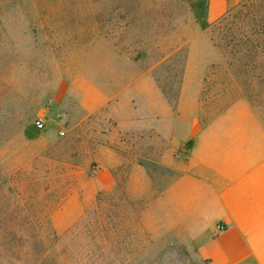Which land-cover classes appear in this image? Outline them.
<instances>
[{
	"label": "rangeland",
	"instance_id": "374dc122",
	"mask_svg": "<svg viewBox=\"0 0 264 264\" xmlns=\"http://www.w3.org/2000/svg\"><path fill=\"white\" fill-rule=\"evenodd\" d=\"M212 1L229 7L235 41L216 29L224 16L209 18ZM192 44L204 74L200 119L244 98L264 122V0H0V244L12 223L25 237L20 263L0 264H31L30 222L48 217L58 236L51 243L42 228L48 254L71 264L94 234L105 264H206L204 239L188 238L157 203L171 178L159 163L165 146L152 131L122 134L105 108L88 113L80 102L84 81L113 92L147 74L175 107ZM114 146V183L100 187Z\"/></svg>",
	"mask_w": 264,
	"mask_h": 264
},
{
	"label": "crops",
	"instance_id": "0c3cea01",
	"mask_svg": "<svg viewBox=\"0 0 264 264\" xmlns=\"http://www.w3.org/2000/svg\"><path fill=\"white\" fill-rule=\"evenodd\" d=\"M228 8L212 1L208 16L218 20ZM195 47L191 45L175 107L147 74L135 75L127 85L115 82L113 92L84 81L80 102L88 113L105 108L122 134L152 131L165 146L159 163L171 178L157 203L168 209L171 222L188 238L204 239L198 246L200 259L206 264H264V122L244 98L207 123L200 119L204 74L197 71ZM118 75L124 78L126 73ZM88 95L94 97L89 104ZM110 150L114 162L99 180L100 187L114 183L118 147ZM133 167L139 171L142 165Z\"/></svg>",
	"mask_w": 264,
	"mask_h": 264
},
{
	"label": "trees",
	"instance_id": "16d2710c",
	"mask_svg": "<svg viewBox=\"0 0 264 264\" xmlns=\"http://www.w3.org/2000/svg\"><path fill=\"white\" fill-rule=\"evenodd\" d=\"M232 15H225L218 23L216 24V29L222 32H226V35L224 34V37L231 38V41H235L236 37L233 32V28H231L232 25ZM258 48V46H257ZM237 51H235L236 53ZM95 224L99 223V219H95ZM93 222V223H94ZM88 224L91 226V222ZM20 224L18 223H12L8 225V228L11 227L10 231L13 232L11 238L7 241V244H0V248H3L4 250H7L9 254L0 253V260L2 261H11L14 260L17 263H20L19 258V252L20 249H24L25 245L19 246L20 243H22L25 240L24 236H19L17 231H14V227L18 226ZM94 225V224H93ZM47 226V229L49 230L50 234L53 237V241L48 240L47 237H42L40 234H42V228ZM77 226L74 227L72 232V235H75V230H77ZM30 236L28 238L29 241H26V247L27 250L24 251V256L28 259V262L31 264H71L68 257H62L56 256L54 253L52 255L48 254L49 249H52V247L48 246L47 243H51L56 241L58 239L56 231L52 228L51 222L49 220V217L46 218V223L43 222H30ZM79 237L78 235L74 236V239ZM0 239H5L3 236V232L0 231ZM96 235H90L88 238H86V243L83 246V250L81 252H76L77 256L76 258H73L74 263L73 264H105V258H104V246H98L96 245ZM7 246V248H6ZM22 247V248H21ZM9 249V250H8ZM22 252V251H21Z\"/></svg>",
	"mask_w": 264,
	"mask_h": 264
},
{
	"label": "built area",
	"instance_id": "2783aa9c",
	"mask_svg": "<svg viewBox=\"0 0 264 264\" xmlns=\"http://www.w3.org/2000/svg\"><path fill=\"white\" fill-rule=\"evenodd\" d=\"M34 126L40 131L44 130L46 128L45 118L44 117H37L34 121ZM218 230L222 231L223 227H218Z\"/></svg>",
	"mask_w": 264,
	"mask_h": 264
}]
</instances>
